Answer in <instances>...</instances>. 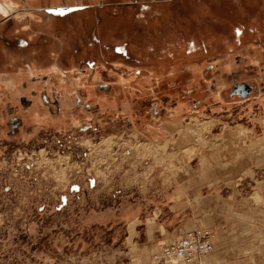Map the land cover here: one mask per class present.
<instances>
[{
  "label": "rangeland",
  "instance_id": "1",
  "mask_svg": "<svg viewBox=\"0 0 264 264\" xmlns=\"http://www.w3.org/2000/svg\"><path fill=\"white\" fill-rule=\"evenodd\" d=\"M235 1L102 0L101 53L0 80V264H155L200 230L192 264H264V163L236 145L264 141V115L204 95L264 80V20Z\"/></svg>",
  "mask_w": 264,
  "mask_h": 264
},
{
  "label": "crops",
  "instance_id": "2",
  "mask_svg": "<svg viewBox=\"0 0 264 264\" xmlns=\"http://www.w3.org/2000/svg\"><path fill=\"white\" fill-rule=\"evenodd\" d=\"M101 3L102 0H0V80H37L38 76L53 79L59 74L54 70L74 67L68 59L70 53L84 54V58L89 54L91 59L93 54L101 53V23L111 20L101 13ZM232 4L237 12H243L246 4L258 6L251 8L253 20H264V0H236ZM74 8L77 11L70 12ZM204 95L206 101L212 102L213 111L236 104L237 116L246 123L248 120L257 125L264 115V111L255 114L264 109V80H206ZM238 142L241 144H236L237 149L244 153L238 164L244 163L246 150H252L248 163H264V141L252 147L251 142L240 146L243 139Z\"/></svg>",
  "mask_w": 264,
  "mask_h": 264
},
{
  "label": "built area",
  "instance_id": "3",
  "mask_svg": "<svg viewBox=\"0 0 264 264\" xmlns=\"http://www.w3.org/2000/svg\"><path fill=\"white\" fill-rule=\"evenodd\" d=\"M211 235L207 231L200 230L199 232H188L186 236L181 239H172L166 243L161 244L160 256L157 257V262H160L163 258L169 257L171 252L180 255L184 254L185 260H191L192 257L203 256L209 250H211ZM173 255V254H172Z\"/></svg>",
  "mask_w": 264,
  "mask_h": 264
},
{
  "label": "bare ground",
  "instance_id": "4",
  "mask_svg": "<svg viewBox=\"0 0 264 264\" xmlns=\"http://www.w3.org/2000/svg\"><path fill=\"white\" fill-rule=\"evenodd\" d=\"M0 11H3L2 10V8H1V6H0ZM209 127L210 128V126H211V123L210 122H204L203 124H202V129L203 128H206L207 129V127ZM141 146H143V144L141 145ZM160 247H158V249H156V254L154 255V256H157V257H159V259L161 258V256H160ZM210 251V250H209ZM208 251V252H209ZM173 254V255H172ZM206 254V253H205ZM204 254V255H205ZM203 255V256H204ZM157 257H154V259L155 260H158V258ZM199 257H201V255L200 256H198V257H192V259L191 260H185V258H184V254H180V255H177V254H175V252H171V254H170V256L169 257H166V258H163L162 260H160V262L159 263H155V264H192V263H194L196 260H197V258H199ZM200 264H206V263H200Z\"/></svg>",
  "mask_w": 264,
  "mask_h": 264
},
{
  "label": "water",
  "instance_id": "5",
  "mask_svg": "<svg viewBox=\"0 0 264 264\" xmlns=\"http://www.w3.org/2000/svg\"><path fill=\"white\" fill-rule=\"evenodd\" d=\"M241 88H245V89H247L248 87H247V86H245V85H242V86H241ZM241 88H240V89H241Z\"/></svg>",
  "mask_w": 264,
  "mask_h": 264
}]
</instances>
